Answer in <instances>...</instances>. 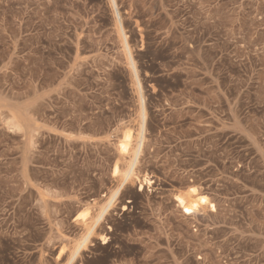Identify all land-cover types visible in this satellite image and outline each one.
Returning <instances> with one entry per match:
<instances>
[{
  "label": "rangeland",
  "instance_id": "obj_1",
  "mask_svg": "<svg viewBox=\"0 0 264 264\" xmlns=\"http://www.w3.org/2000/svg\"><path fill=\"white\" fill-rule=\"evenodd\" d=\"M114 1L0 0V264H64L141 97L152 183L124 186L73 264H264V0Z\"/></svg>",
  "mask_w": 264,
  "mask_h": 264
},
{
  "label": "bare ground",
  "instance_id": "obj_2",
  "mask_svg": "<svg viewBox=\"0 0 264 264\" xmlns=\"http://www.w3.org/2000/svg\"><path fill=\"white\" fill-rule=\"evenodd\" d=\"M113 8L116 7L115 1L110 0ZM118 34L122 38V43L125 49V55L131 67V72L136 82V86L140 89V82L137 75V70L135 69V64L131 56L130 48L126 41V36L120 22H118ZM143 99L140 98V121L138 124V129L136 135L132 132L131 129L123 130L121 135L118 137V140L115 143V148L118 153V156L123 161L116 160L113 162L110 174L113 179H116L118 182L117 187L107 196L105 195V201L100 207H98L95 213H89L88 211L80 212L75 217V221H79L84 224L85 228L83 234L81 235L78 242L74 245L73 249L67 253V251L62 248L59 249L56 255V259L62 255L67 254V258L64 264H73L77 259L78 255L84 248L88 239L94 234L96 227L100 224L105 215L111 210L115 201L120 197L121 191L124 186L133 179L139 181V188L141 190L142 184L148 185L152 183L150 178L147 175H144L142 178H138L137 170L139 165L140 154L142 152L143 143L145 140V108L143 105ZM191 193L197 194L195 189L190 190ZM179 206H183L184 199L181 196H176L175 198ZM213 208V205H211Z\"/></svg>",
  "mask_w": 264,
  "mask_h": 264
},
{
  "label": "crops",
  "instance_id": "obj_3",
  "mask_svg": "<svg viewBox=\"0 0 264 264\" xmlns=\"http://www.w3.org/2000/svg\"><path fill=\"white\" fill-rule=\"evenodd\" d=\"M104 138V137H103ZM22 178H25V174H21ZM30 177V176H28ZM29 181H32V179ZM35 191V190H34ZM42 192L35 191V200L32 202L34 203L33 207L38 210V213H40L43 217H47L48 219L54 220L52 215L55 214V207L58 203L62 201L63 196L58 193L54 192L51 189H41ZM55 227V226H54ZM54 230V228H52Z\"/></svg>",
  "mask_w": 264,
  "mask_h": 264
}]
</instances>
